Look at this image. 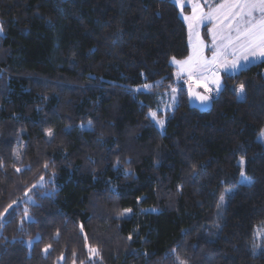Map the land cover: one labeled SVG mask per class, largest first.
<instances>
[{
    "label": "trees",
    "instance_id": "16d2710c",
    "mask_svg": "<svg viewBox=\"0 0 264 264\" xmlns=\"http://www.w3.org/2000/svg\"><path fill=\"white\" fill-rule=\"evenodd\" d=\"M182 12L0 0V264H264V59L191 107ZM175 85L162 131L149 114Z\"/></svg>",
    "mask_w": 264,
    "mask_h": 264
},
{
    "label": "snow or ice",
    "instance_id": "6c2138e0",
    "mask_svg": "<svg viewBox=\"0 0 264 264\" xmlns=\"http://www.w3.org/2000/svg\"><path fill=\"white\" fill-rule=\"evenodd\" d=\"M180 4L183 11V4L180 0H176ZM193 14L186 16L189 21L190 39L194 30V25L198 29L203 21L214 22L213 27L209 29L212 36V56L208 58L204 55L206 47L203 39L200 38L196 31V40L192 44V54L185 60H176L173 57V62L177 65V76L187 75L189 77L190 88L192 95L198 96L201 101H208L210 95H201L191 89V84L202 86L208 93L213 90L219 92L221 89V70L235 73L237 70L246 67V64L241 63L251 62L252 60L264 59V0H223V2L212 8L209 5V11H204V6L198 0L192 4ZM4 31L3 22L0 21V34ZM251 58V59H250ZM195 77V79H192ZM201 81L203 84L201 85ZM209 84L212 87H209ZM145 88L151 87L144 85ZM173 89V93H175ZM237 91L244 93L245 88L240 84ZM153 119H156V113L149 114ZM163 127L164 120L158 121ZM47 135L53 136L52 130H49ZM47 167V165H45ZM20 171V169H17ZM242 182L251 183L249 177L243 172L241 173ZM41 182L43 177L40 178ZM35 187V185L33 186ZM223 200V197H221ZM15 203V202H14ZM9 208L12 205L8 206ZM7 211V209H5ZM130 211V210H129ZM24 214L28 216V209H24ZM3 218V213H0V219ZM30 218V217H29ZM23 223V220L21 221ZM2 226V225H0ZM82 227V226H81ZM29 241V246H31ZM52 246H45L43 251L47 253ZM89 254L96 256L99 250L89 246ZM180 264H187V261H180Z\"/></svg>",
    "mask_w": 264,
    "mask_h": 264
},
{
    "label": "rangeland",
    "instance_id": "374dc122",
    "mask_svg": "<svg viewBox=\"0 0 264 264\" xmlns=\"http://www.w3.org/2000/svg\"><path fill=\"white\" fill-rule=\"evenodd\" d=\"M176 2V0H174ZM197 0H180V3L183 4V8L185 6H190L191 7V12L190 13H185V12H182V15L183 17L185 18L186 16H191L193 14V9H192V4L193 3H196ZM198 2L204 6V11L207 12L209 11V5L212 7V8H215L217 5L221 4L223 2V0H198ZM177 3V2H176ZM178 4V3H177ZM179 7H180V4H178ZM181 8V7H180ZM186 20V19H185ZM187 23H188V27H189V21L186 20ZM213 23L214 22H209L207 20L203 21V23H201L198 27V29L196 28V26L194 25V30H193V33H192V37L190 39V34H189V42H190V47H191V50H190V53L189 55L192 54V44L195 42L196 40V31H198L199 33V36L201 39H203L206 47L204 49V55L208 58H211L212 56V36H211V33L209 32V39H206L203 35V27L207 24H210V27L209 29H211L213 27ZM4 34V31L3 33ZM0 34V35H2ZM189 55H187L186 57L184 58H176V60H185ZM251 59V58H250ZM261 59L259 60H252L250 63L249 62H244L242 61L241 63H244L246 64V66L254 63V62H257V61H260ZM172 63L173 65L175 66L176 68V72H175V75H176V79L178 81L180 80H183L185 81L186 83H189V77L187 75H183L181 77H178L177 76V71H178V68H177V65L173 62V59H172ZM240 70V69H239ZM238 71V70H237ZM222 72H225V71H222ZM221 72V73H222ZM219 72V75L221 77V83H222V74ZM192 79H195V77H193ZM203 84V81H201V85ZM144 85H147V84H142L138 87H136L137 90L139 89H148V88H145ZM194 86H197L196 84H193ZM211 85V84H209ZM197 88L201 91H205L207 92L202 86H197ZM173 89H175V93H173ZM178 91H179V87L178 85H175L173 86L170 90L166 91L165 93L163 94H160L159 96V104H158V107L154 110V111H151V112H155L156 113V119H153L155 121V123L158 125V127L164 131L165 128H166V123H167V116H161L159 115L160 113H167L168 111H171L175 105L177 104L178 102ZM217 93V92H216ZM215 93V94H216ZM214 95V94H213ZM245 95V91L243 94L239 93V98H243ZM159 120H164V125L163 127H161L158 123ZM257 139L259 141H262L264 143V127L261 129V131L258 133L257 135ZM17 157H19V153H17ZM241 162H243V159H241ZM245 174V172H243ZM246 175V174H245ZM247 177L250 178V180L252 181V178L248 175H246ZM241 179V182H242V178ZM244 183V182H243ZM27 200L28 201H33V198L31 196H28L27 197ZM258 249H264V233L260 234V236L258 237Z\"/></svg>",
    "mask_w": 264,
    "mask_h": 264
},
{
    "label": "water",
    "instance_id": "95a60500",
    "mask_svg": "<svg viewBox=\"0 0 264 264\" xmlns=\"http://www.w3.org/2000/svg\"><path fill=\"white\" fill-rule=\"evenodd\" d=\"M191 89H192V91L200 93L201 95H210V97H211L208 101H201L198 96L192 95L190 93V91H189V93H188V95H189V104H190L191 107L197 108V109H200V110H207V109H210L213 106L214 99H213V96L210 93L199 90L197 88V86H192Z\"/></svg>",
    "mask_w": 264,
    "mask_h": 264
},
{
    "label": "crops",
    "instance_id": "0c3cea01",
    "mask_svg": "<svg viewBox=\"0 0 264 264\" xmlns=\"http://www.w3.org/2000/svg\"><path fill=\"white\" fill-rule=\"evenodd\" d=\"M222 71H223V70H221V71H220V73H221ZM225 72H226V71H225ZM221 74H222V73H221ZM209 87L211 88V87H212V85H209ZM221 87H222V83H221ZM215 93H216V91H215V90H213V91H212L210 94H211V95H213V94H215Z\"/></svg>",
    "mask_w": 264,
    "mask_h": 264
}]
</instances>
